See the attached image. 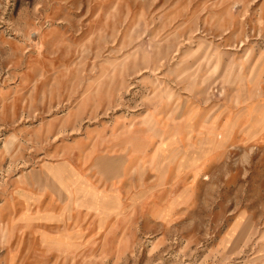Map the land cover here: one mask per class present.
<instances>
[{"label": "rangeland", "instance_id": "374dc122", "mask_svg": "<svg viewBox=\"0 0 264 264\" xmlns=\"http://www.w3.org/2000/svg\"><path fill=\"white\" fill-rule=\"evenodd\" d=\"M0 264H264V0H0Z\"/></svg>", "mask_w": 264, "mask_h": 264}]
</instances>
